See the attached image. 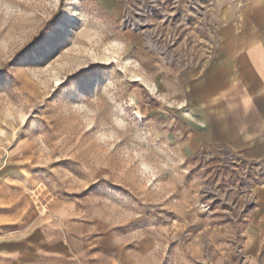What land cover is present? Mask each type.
<instances>
[{"label":"rangeland","instance_id":"obj_1","mask_svg":"<svg viewBox=\"0 0 264 264\" xmlns=\"http://www.w3.org/2000/svg\"><path fill=\"white\" fill-rule=\"evenodd\" d=\"M204 10L0 0V240L69 205L134 264H264V158L186 146Z\"/></svg>","mask_w":264,"mask_h":264},{"label":"crops","instance_id":"obj_2","mask_svg":"<svg viewBox=\"0 0 264 264\" xmlns=\"http://www.w3.org/2000/svg\"><path fill=\"white\" fill-rule=\"evenodd\" d=\"M203 1L210 48L203 73L187 84V149L226 147L264 158V0ZM38 219L27 235L0 240V264H134L130 241L92 237L73 206ZM135 250L146 252L147 241Z\"/></svg>","mask_w":264,"mask_h":264}]
</instances>
